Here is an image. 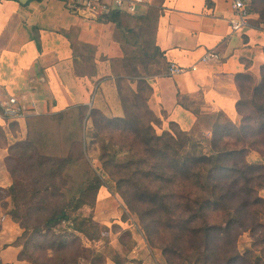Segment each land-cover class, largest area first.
I'll use <instances>...</instances> for the list:
<instances>
[{"label": "trees", "instance_id": "1", "mask_svg": "<svg viewBox=\"0 0 264 264\" xmlns=\"http://www.w3.org/2000/svg\"><path fill=\"white\" fill-rule=\"evenodd\" d=\"M253 1L248 3L250 9ZM126 16L143 17L112 11L100 19L124 26L121 21ZM124 28L132 32L131 27ZM153 50V58L162 56L155 45ZM125 54L128 62L126 47ZM127 62L117 82L123 117L108 116L88 105L33 116L28 138L9 148L7 166L13 183L7 189L0 187V200L9 197L3 205L6 213L23 229L16 240L22 246L19 258L31 264H83V250L92 251L83 247L82 234L96 241L108 226L83 215L81 209L93 204L99 189L109 183L137 214L146 239L162 249L169 264H175L172 258L191 264H248L237 249L241 233L235 235V230L254 231L264 204L259 194L264 188V163L246 159L250 149L264 158V64L253 99L244 97L241 83L246 76L253 82L252 73L238 77L237 111L242 122L236 124L224 112H212L208 119L214 122L208 134L196 130L202 115L186 96H179V102L196 114L195 126L186 131L170 122L169 129L158 133L156 126L162 121L148 105L152 87L147 75L166 72L168 66L158 60L150 64L160 63L155 70L149 67L141 72L135 67L129 71ZM133 81H137L136 89L130 86ZM91 148L98 152L103 174L90 164ZM83 162L91 173L86 179L81 174L73 180L72 172L82 173ZM90 192L94 197L88 200ZM62 223H67L66 228H59ZM252 249L246 252L252 254ZM113 260L142 264L119 253ZM105 263L101 254L90 259V264Z\"/></svg>", "mask_w": 264, "mask_h": 264}, {"label": "crops", "instance_id": "2", "mask_svg": "<svg viewBox=\"0 0 264 264\" xmlns=\"http://www.w3.org/2000/svg\"><path fill=\"white\" fill-rule=\"evenodd\" d=\"M81 1L0 0V187L3 189L13 183L7 166L9 148L28 138L31 117L77 105H88L111 117L125 115L117 82L127 62L126 43L139 34L132 25L131 32L121 24L90 15L79 7ZM232 1L152 0L136 13L155 22L152 45L159 48L160 60L168 66L166 72L147 75L152 87L148 105L161 119L164 129L175 122L188 131L197 122L196 114L179 102V96L188 97L191 105L200 104L207 113L224 112L234 122L241 118L237 111L241 98L238 77L257 73L264 64V27L261 22L259 25L249 22L241 30L232 31L230 21L235 17ZM258 15L253 6L249 8V21ZM208 51L218 52L219 57L203 61ZM172 64L187 70L171 73ZM130 86L136 89L137 81L130 82ZM11 97H16L21 106L18 116L6 113L5 105ZM91 126L92 121L88 120L87 127ZM8 201L9 197L0 200V262L30 264L19 258L22 246L16 240L22 228L6 213L3 205ZM136 245L132 257L140 255L142 264L152 257L161 264L153 251L145 250L141 243ZM105 264L115 263L108 260Z\"/></svg>", "mask_w": 264, "mask_h": 264}, {"label": "rangeland", "instance_id": "3", "mask_svg": "<svg viewBox=\"0 0 264 264\" xmlns=\"http://www.w3.org/2000/svg\"><path fill=\"white\" fill-rule=\"evenodd\" d=\"M150 10H153L152 8ZM258 11V18L250 20L254 25H259L260 22L263 23L264 27V0H254L253 11ZM156 12L157 10L154 9ZM136 17H122V21L124 26L126 27H136L139 35L134 38L131 37V40L127 41L126 49H128L129 60L127 62V69L129 71H133L135 67L139 69L141 72H145L149 70H155L157 68V64L150 65L152 62L158 63L160 62L161 56L153 58L151 54L154 53L153 50V28L155 22L153 19L146 20L144 17H140L135 20ZM131 57V58H130ZM150 66H149V65ZM254 81L251 82L252 78L246 76L241 79V83L243 85L244 97L246 99H253L254 85L261 80V65L257 71V73H252ZM248 77V78H247ZM264 88V83L262 84ZM252 96V97H250ZM257 96V95H256ZM254 96V98L256 97ZM264 96V95H263ZM257 101L260 100V96L255 98ZM198 101V100H197ZM196 107L199 108L202 117L198 119L196 124V130L198 131H207L206 133L210 134L212 130V124L214 122V118L208 119V114L205 112L200 104H196ZM206 117V118H205ZM222 122L224 119L222 118ZM242 122V118H240L236 124H240ZM156 126V125H155ZM170 127V125H168ZM164 128L160 126H156V131L161 133ZM55 137V135H52ZM88 158L90 160V164L92 168L97 173H104L101 163L98 160V152L94 149H89ZM246 159L250 163L261 164L264 163V158L260 151L256 149H250L247 152ZM91 171L88 170V166H86L83 162V171L82 173L79 170L74 169L71 174L73 180L79 178L83 175V179H86L88 173ZM82 174V175H81ZM104 176L107 178L106 174ZM77 177V178H76ZM264 183V182H263ZM259 194L264 198V188L259 190ZM94 197V193L90 192L86 196V199L90 200ZM81 212L85 216H92L95 221L100 225H107L108 230L102 231L101 239L93 241L89 240L82 234V244L83 247L91 249V252H84L83 250V264H90V259L93 258V255L101 254L106 257V262L108 260L113 261V257L116 256V253L120 254L122 258L129 257L134 258L133 253L136 250V244L141 243L144 246L145 250L153 251L156 256L160 259L161 264H169L166 260L165 254H163L161 248H157V246H153L152 242H149L145 233L141 229V223L139 218L135 212L128 208L125 199L119 195L116 191L114 185H110L109 183L105 185L104 189L98 192L96 201L91 205H84L81 209ZM260 218H258L259 225H257L254 231H243V229H236L235 235L238 232L241 233L237 239V249L243 255L244 258H247L248 264H264V204L260 207ZM124 218H126L124 220ZM67 223H62L59 226L60 229L66 228ZM128 230H131L130 233ZM23 231V229H22ZM253 248L252 254L246 252L248 248ZM138 249H141L139 247ZM151 255V254H150ZM149 257V256H148ZM89 258V259H88ZM142 258L140 255L136 257V259ZM175 264H191L189 261L184 260L180 261L179 259L172 258ZM28 261V260H27ZM29 262V261H28ZM30 263V262H29ZM145 264L154 263L152 257H149ZM31 264V263H30Z\"/></svg>", "mask_w": 264, "mask_h": 264}, {"label": "built area", "instance_id": "4", "mask_svg": "<svg viewBox=\"0 0 264 264\" xmlns=\"http://www.w3.org/2000/svg\"><path fill=\"white\" fill-rule=\"evenodd\" d=\"M250 0H233V9L235 17L230 21L232 31L236 32L249 24V5ZM152 0H83L79 7L86 10L92 16L101 17L104 14H109L112 11L127 12L130 14L138 13L142 8H146L151 4ZM219 54L216 51H208L202 57L203 61L212 58H218ZM195 69V66H192ZM187 68L172 64L170 67L171 73H182ZM6 113L11 116L21 114V106L16 97H11L5 105Z\"/></svg>", "mask_w": 264, "mask_h": 264}]
</instances>
